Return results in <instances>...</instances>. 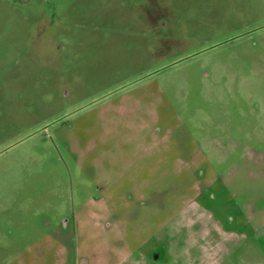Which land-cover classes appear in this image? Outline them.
I'll use <instances>...</instances> for the list:
<instances>
[{"label": "rangeland", "instance_id": "1", "mask_svg": "<svg viewBox=\"0 0 264 264\" xmlns=\"http://www.w3.org/2000/svg\"><path fill=\"white\" fill-rule=\"evenodd\" d=\"M192 256L264 264V0H0V264Z\"/></svg>", "mask_w": 264, "mask_h": 264}, {"label": "crops", "instance_id": "2", "mask_svg": "<svg viewBox=\"0 0 264 264\" xmlns=\"http://www.w3.org/2000/svg\"><path fill=\"white\" fill-rule=\"evenodd\" d=\"M187 259L191 261L192 264H200L203 262H205V264H218L216 263L217 259L214 256H206L205 258L204 257L197 258L192 256V257H188Z\"/></svg>", "mask_w": 264, "mask_h": 264}, {"label": "flooded vegetation", "instance_id": "3", "mask_svg": "<svg viewBox=\"0 0 264 264\" xmlns=\"http://www.w3.org/2000/svg\"><path fill=\"white\" fill-rule=\"evenodd\" d=\"M202 193V192H201ZM200 194V193H199ZM233 218L231 216L228 217V222H233ZM163 250V249H162ZM161 249L159 251H156L155 254H154V257L155 258H159L163 255V251Z\"/></svg>", "mask_w": 264, "mask_h": 264}]
</instances>
